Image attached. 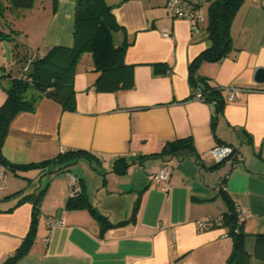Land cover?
I'll use <instances>...</instances> for the list:
<instances>
[{
  "label": "crops",
  "instance_id": "1",
  "mask_svg": "<svg viewBox=\"0 0 264 264\" xmlns=\"http://www.w3.org/2000/svg\"><path fill=\"white\" fill-rule=\"evenodd\" d=\"M75 2L44 0L36 5L44 18L38 50L26 53L27 62L13 56L8 65L0 61V104L10 76H19L20 69L23 73L31 58L53 45L73 44ZM104 2L111 6L117 23L112 34L115 45L123 40L128 43L122 64L104 73L115 81L116 89L96 88L100 72L92 53L85 51L75 69V108L65 110L43 96L33 110H22L13 117L0 144V169L4 171L0 263L26 235L34 197L45 187L38 206L40 239L15 264H225L231 238L225 227L213 221L228 209V199L236 210L247 213L243 229L248 264H264L254 256L257 234H264V82L255 80L256 69L264 67V7L258 0H244L230 25L232 49L196 69L208 83L223 90V110L213 123V106L192 95L188 79L190 61L212 44L201 0L199 13L204 19L197 29H192L189 20L169 14L165 0ZM176 139L190 140L192 148H183L190 152L142 157ZM221 143L231 145L234 153L213 167L215 163L205 155ZM78 149L103 170L123 158L129 164L124 172L131 180L125 185L139 194L134 219H129L132 213L114 221L105 215L113 224L126 222L109 228L103 236L87 209L67 208L66 203L71 177L79 179L77 191L81 185L87 196L85 177L91 176L98 189L108 179L98 182L93 169L83 170L84 176L63 175L66 168L52 172L66 164L60 162L65 152ZM159 168L169 171L168 191L150 181L149 174ZM58 176L63 177L60 183ZM44 178H48L46 185ZM108 189L107 196H114V190ZM46 199H51L50 208L44 205ZM112 204L117 207L116 201ZM206 218L210 219L206 227L197 224ZM49 220L61 222L49 225Z\"/></svg>",
  "mask_w": 264,
  "mask_h": 264
},
{
  "label": "trees",
  "instance_id": "2",
  "mask_svg": "<svg viewBox=\"0 0 264 264\" xmlns=\"http://www.w3.org/2000/svg\"><path fill=\"white\" fill-rule=\"evenodd\" d=\"M243 2L244 0H210L207 7L206 31L212 44L195 56L188 65V79L192 90L199 88L202 100L213 106V123L223 110L225 103L223 90L208 83L206 77L196 73V69L203 61L219 60L232 49L230 25ZM9 4V8H30L33 0H9ZM115 28H117V23L111 13V6L107 5L104 0H76L73 44L71 46L53 45L44 54L31 58L29 63H33L34 70L30 76H24L21 69L19 76H10L9 85L5 89V100L0 104V144L8 132L9 123L13 117L22 110H33L38 100L43 96L59 102L65 110L75 108V69L79 57L85 51L92 53L95 69L100 72L95 81L96 88L102 91L116 89L117 84H115V81L106 78L104 73L112 72L122 64L123 53L128 43L123 40L120 44L115 45L112 35ZM4 38L7 39V36L0 33V40H4ZM12 56L13 58H19L14 52ZM20 59L23 62L28 61L26 55L20 56ZM22 68H24V65H22ZM188 147L192 148L190 140L176 139L167 142L161 151L142 157L149 158L162 156L163 154L175 155L178 150ZM84 152L82 149L65 152L60 158V162L65 160L66 164L52 172L63 170L68 166V160L82 157L85 154ZM223 162H214L213 167ZM114 164H118V167L113 168V171L117 173H123L129 165L123 158L117 159ZM45 190V187L39 189L34 197L29 229L20 245L0 264H15L32 247L37 233L38 206ZM26 197L27 195L19 198L17 204ZM137 205V203L134 205L129 219H134ZM66 206L71 209H87L99 224V236H103L109 228L126 222L111 223L108 217L103 215L91 203L84 187L81 185L78 191H74L69 196ZM220 217L221 224L219 226L225 227L227 229L226 234L231 238V249L226 257L225 264H248L250 254L246 252L244 246L246 233L243 229V221H239L237 211L229 199L228 209ZM254 256L264 260V234H257Z\"/></svg>",
  "mask_w": 264,
  "mask_h": 264
},
{
  "label": "rangeland",
  "instance_id": "3",
  "mask_svg": "<svg viewBox=\"0 0 264 264\" xmlns=\"http://www.w3.org/2000/svg\"><path fill=\"white\" fill-rule=\"evenodd\" d=\"M35 10L31 12L29 8H12L9 9V0H0L1 8H0V33L5 36L10 37V39L4 38V40H0V61L4 60L5 65H8L12 61V53L14 52L17 56L26 55V53L35 54L38 50L37 48V36H39L40 32L44 27L43 22V13L38 12L36 9V5H42L44 0H35ZM210 0H201L200 8L202 12L206 16V10L209 5ZM11 7V6H10ZM12 10V11H11ZM13 12V13H12ZM39 15L41 18L39 22H35L33 19H36ZM34 21V22H32ZM8 34V35H7ZM29 34V35H26ZM29 51V52H28ZM43 49L38 51V54H42ZM78 159V158H77ZM76 158H71L67 161L68 166H66L65 171L61 172L63 175H85L83 170L93 171L92 174L96 175V179L98 182L102 179H108L109 183H105L104 186L97 188L96 181L91 177L87 176V185H88V196L91 203L104 215L110 216V220L114 221L117 218H122L124 216H130L132 213V204L136 203V198L139 196L138 191L132 192L125 185L130 180V175L126 172L112 174L113 168L118 167V164H113L110 166H105L104 170L101 166L95 167V162L90 157H79L77 161ZM129 166V165H128ZM127 166V167H128ZM126 167V168H127ZM55 168V167H53ZM100 168V169H99ZM93 169V170H92ZM99 170L101 175L97 176L96 170ZM68 170V171H67ZM102 170V171H101ZM112 170V171H111ZM114 172V171H113ZM91 173V172H90ZM56 175V173H53ZM106 176V177H105ZM62 176H58L57 182L60 183ZM48 178H44L43 184L46 185ZM131 182V180H130ZM69 191L74 189L77 191V186L74 185L72 181H69ZM110 187V190H114V196H107L106 192ZM117 194V195H116ZM51 200V199H50ZM49 199L44 200V205L47 208L51 207V202ZM116 201L117 207L114 208L112 202ZM127 205V207L125 206ZM110 210L112 211V215H109ZM42 215V213L40 214ZM40 217H38V225H37V233L35 235V241L40 239L41 225L39 223ZM49 230H46L45 234H48ZM34 241V242H35Z\"/></svg>",
  "mask_w": 264,
  "mask_h": 264
},
{
  "label": "built area",
  "instance_id": "4",
  "mask_svg": "<svg viewBox=\"0 0 264 264\" xmlns=\"http://www.w3.org/2000/svg\"><path fill=\"white\" fill-rule=\"evenodd\" d=\"M199 0H165L166 11L174 17L185 18L191 23L192 29H197V25L200 21H203V16L199 13ZM259 3L264 7V0H258ZM166 34V33H165ZM193 96L199 100H202V95L199 88L193 89ZM236 91L230 94L233 96ZM229 97V96H228ZM234 153V148L229 144H217L210 149V151L205 155V158H209L213 162H221L230 158ZM150 181L154 184H162V189L164 191L169 190V171L166 168H159L158 170L151 172L149 174ZM72 182L75 186L79 185V179L75 176L71 177ZM4 180V171L0 169V184ZM166 182V184L164 183ZM74 189L71 190L70 195L74 193ZM239 221H243L247 217L245 211L236 210ZM61 221L49 220L48 224L52 225L54 223H60ZM215 225L221 224V217L219 216L214 221ZM210 223V219L199 220L198 225L206 227Z\"/></svg>",
  "mask_w": 264,
  "mask_h": 264
},
{
  "label": "water",
  "instance_id": "5",
  "mask_svg": "<svg viewBox=\"0 0 264 264\" xmlns=\"http://www.w3.org/2000/svg\"><path fill=\"white\" fill-rule=\"evenodd\" d=\"M34 70V65L33 63H29L28 66L23 70V75L24 76H30L31 73L33 72ZM255 80L256 82L258 83H262L264 82V67H258L255 71ZM190 150L188 149H183V150H180L178 151V155H185L187 153H189Z\"/></svg>",
  "mask_w": 264,
  "mask_h": 264
}]
</instances>
